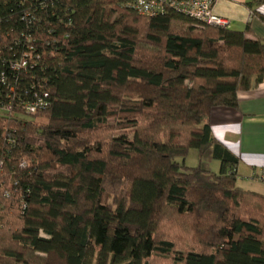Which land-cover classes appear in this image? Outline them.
Listing matches in <instances>:
<instances>
[{
  "label": "trees",
  "instance_id": "trees-1",
  "mask_svg": "<svg viewBox=\"0 0 264 264\" xmlns=\"http://www.w3.org/2000/svg\"><path fill=\"white\" fill-rule=\"evenodd\" d=\"M132 1L0 0V264H264V193L211 127L264 40Z\"/></svg>",
  "mask_w": 264,
  "mask_h": 264
},
{
  "label": "crops",
  "instance_id": "crops-1",
  "mask_svg": "<svg viewBox=\"0 0 264 264\" xmlns=\"http://www.w3.org/2000/svg\"><path fill=\"white\" fill-rule=\"evenodd\" d=\"M251 0H216L214 11L230 20L228 28L244 30L251 24L252 37L264 40V23L246 5ZM264 15V2L256 6ZM238 108L216 107L211 114L214 136L238 157V175L253 179L264 167V81L238 93ZM255 191V190H254Z\"/></svg>",
  "mask_w": 264,
  "mask_h": 264
},
{
  "label": "built area",
  "instance_id": "built-area-1",
  "mask_svg": "<svg viewBox=\"0 0 264 264\" xmlns=\"http://www.w3.org/2000/svg\"><path fill=\"white\" fill-rule=\"evenodd\" d=\"M215 3L216 0H133L131 5L140 14L158 15L172 9L199 22L215 27L228 28L230 20L215 13ZM26 63L27 61L23 60L17 66L24 67ZM40 107L41 105L33 104L28 109L34 112ZM252 178L264 182V167Z\"/></svg>",
  "mask_w": 264,
  "mask_h": 264
},
{
  "label": "rangeland",
  "instance_id": "rangeland-1",
  "mask_svg": "<svg viewBox=\"0 0 264 264\" xmlns=\"http://www.w3.org/2000/svg\"><path fill=\"white\" fill-rule=\"evenodd\" d=\"M3 112H5V110L0 107V113ZM177 160L179 162H183V158H178ZM198 162H199L198 151L197 149L192 148L185 159V164L189 167H195L197 166ZM220 166L221 163L219 160H214L211 164L212 170L216 173L219 172ZM238 185L247 190H255L257 192L264 193V182L258 179L249 180L246 177L239 175Z\"/></svg>",
  "mask_w": 264,
  "mask_h": 264
}]
</instances>
